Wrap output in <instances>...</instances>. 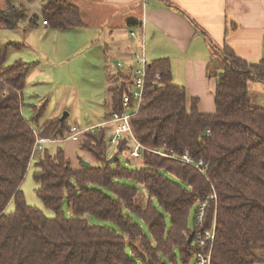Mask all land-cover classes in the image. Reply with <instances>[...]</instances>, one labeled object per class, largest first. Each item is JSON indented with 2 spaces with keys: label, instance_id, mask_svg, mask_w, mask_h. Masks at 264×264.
Masks as SVG:
<instances>
[{
  "label": "trees",
  "instance_id": "1",
  "mask_svg": "<svg viewBox=\"0 0 264 264\" xmlns=\"http://www.w3.org/2000/svg\"><path fill=\"white\" fill-rule=\"evenodd\" d=\"M39 2L46 29L84 26L80 9L66 0ZM24 20L28 28L38 26L36 15L27 18L13 6L0 10L4 29L15 30ZM10 46L0 49V264H164L175 262L176 252L188 264L196 250L187 243L189 212L212 195L206 223L215 214L210 264H264V107L251 106L248 90L252 81L264 83L263 61L248 65L222 50L213 114H200L195 100L187 106L185 89L172 84L168 60L150 62L142 104L130 118L132 134L145 148L140 166L118 164L127 140L109 164L104 126L84 132L78 142L94 163L85 167L82 160L72 168L61 148L32 158L35 137L22 115V90L36 64L2 66ZM132 80L130 72L111 88L112 112L121 109ZM68 131L64 121L53 134L63 139ZM184 154L192 163L202 161L204 174L184 162ZM34 158L36 195L54 218L28 206L20 190ZM127 181L142 187L147 199L139 202L137 188ZM64 201L69 217L61 210ZM12 203L14 210L6 213ZM87 216L115 228L91 225Z\"/></svg>",
  "mask_w": 264,
  "mask_h": 264
},
{
  "label": "crops",
  "instance_id": "2",
  "mask_svg": "<svg viewBox=\"0 0 264 264\" xmlns=\"http://www.w3.org/2000/svg\"><path fill=\"white\" fill-rule=\"evenodd\" d=\"M66 1L80 9L84 23L82 28L50 30L42 22L35 28L19 26L9 31L21 36L6 43L13 50V63L26 61L36 64L22 90V110L25 106L32 107V110L27 111V116L40 141L59 139L54 136L53 130L57 123L64 121L69 131L74 129L84 133L105 126L110 134L113 125L107 122L112 113L110 90L115 85L112 76L121 74L124 69L122 61H125V67L129 66L128 73L133 74L131 57L134 53L143 52L147 64L159 59L168 60L172 84L185 89L187 106L190 107L195 100L200 114L215 112L217 75L222 72L224 48H228L236 58L248 65L264 62V0ZM39 31L37 35L32 34ZM130 32L134 33L133 37L129 35ZM76 35L79 36L70 38ZM140 43L143 44V50L139 48ZM77 59H82L86 65L90 62L105 65L104 73L101 74L105 78L103 112L92 113L90 120L78 126L77 121L68 122L71 116L68 111L71 110L68 106L69 95L77 98L80 91V84L77 83L57 86L53 95H56L60 86L68 92L62 95L51 114L45 116L51 97L47 101L46 96L40 100L41 95H36L37 105H26V99L32 98L27 94V89L34 90L46 83L49 77L47 65L52 64L54 69L67 66L71 71L72 61ZM9 65L11 63L5 67ZM123 80L126 82L128 78ZM248 90L250 97L260 96L264 99V83L252 81L248 84ZM41 109V115H38ZM63 113L68 115L64 121H60ZM35 124L37 127H34ZM63 143L66 144L63 150L65 157L72 168H78L82 160L90 165L94 163L88 153L79 149L78 142L67 140ZM74 148L78 153L75 158L71 155ZM42 154L37 153L36 156Z\"/></svg>",
  "mask_w": 264,
  "mask_h": 264
},
{
  "label": "rangeland",
  "instance_id": "3",
  "mask_svg": "<svg viewBox=\"0 0 264 264\" xmlns=\"http://www.w3.org/2000/svg\"><path fill=\"white\" fill-rule=\"evenodd\" d=\"M9 3V4H8ZM40 2L39 0H0V10L6 9L10 6H13L15 8H19L23 12V14L29 18L32 15L38 16L39 20L38 23H43L42 19L40 18ZM27 25V20H24L19 23V26H26ZM39 32H33V35L39 34ZM75 34V33H74ZM21 34L14 32V31H9L5 29H0V44L4 43L6 44L8 41H13L16 37H20ZM79 35L71 36L70 38H76ZM1 45V47H3ZM11 48H8L6 52V58L5 61L3 62L2 66H5L7 63H13V55L12 52L13 50H10ZM131 60V59H130ZM26 62V61H24ZM147 62V60H146ZM27 63V62H26ZM96 63V64H95ZM85 64L82 62V59H77L72 61V70L69 71L67 66H58V69H54L52 64L47 65V70H48V75L49 77L46 78L45 84H42L40 88H35L32 89H27V94L30 95L32 98L31 99H26V105H37V99L34 97L36 95H41L40 100H42L43 96H46L47 98L45 100H49L51 97V100L49 101L47 105V110L45 112V116L53 111V109L56 107L58 104L60 98L62 95L68 91H66L65 87L60 86V89L58 92H56V95H53L57 89L58 85H72L73 83L80 84V91L78 90L77 93V98H73L72 96L69 95V104L68 106L71 107V110H68L70 112V118L68 119V122L71 121H77L80 125V123H85L86 121L90 120V117L92 116V113L101 111L103 108V97H104V92H103V87L105 86V78L101 76L104 73V67L100 62H95ZM129 63V62H128ZM85 64V66H84ZM124 69L121 71V76L113 75V79L115 80L113 83L115 85H120L124 82L123 79H127L129 75V66L125 67V61H122ZM131 64L134 70H140L142 68L141 65L137 64L135 60H131ZM51 75V76H50ZM43 78V77H42ZM133 81V80H132ZM156 81V79H155ZM37 87V86H35ZM40 89V90H39ZM132 89V84L130 85V90ZM42 91V93H41ZM65 91V92H64ZM41 93V94H40ZM35 94V95H34ZM40 104H42L40 102ZM250 104L253 107H264V99L263 97H250ZM32 110V107L30 106H25L23 108V113H25V117L28 119L27 116V111ZM68 112V113H69ZM103 112V110H102ZM64 114V113H63ZM62 114V115H63ZM44 117V116H43ZM30 119V118H29ZM28 119V120H29ZM42 121V120H41ZM40 121V122H41ZM39 122V123H40ZM34 127H37L35 124ZM39 129V128H38ZM36 130V129H35ZM37 132V131H36ZM110 135V134H109ZM43 148L46 150L44 152H47L49 155H54L56 150L58 148L65 149L66 144L63 142L60 143H53V142H46L43 146ZM118 150V147L107 145V155L109 158H111L114 153ZM71 152L72 157H76L78 154L76 149L74 148ZM43 152V151H42ZM42 152H38L41 153ZM43 152V153H44ZM40 155V154H39ZM36 156V155H35ZM82 157V156H81ZM83 158V157H82ZM34 159L31 164L28 167L25 179L20 186V190L24 195L25 202L28 206L33 207L39 211H41L47 218H54L55 213L52 210L46 209L42 203V201L38 198L36 195V189L38 187L37 183L33 179V173L35 171L34 164H35ZM118 164L122 167H128L130 169H137L140 165L139 163H134L132 162L128 156L126 155L125 152H122L118 155ZM130 186H134L137 188L138 191V201L140 202L141 199L144 201L147 199L146 193L143 190L142 187H140L137 183L133 181H127L126 182ZM14 210V204L8 205L6 208V213H10ZM64 214L69 217L70 212L67 208V203L64 201L61 209ZM195 211H196V206H194L190 212H189V217H188V230L190 232L193 231V224H194V217H195ZM165 215V221H166V226L169 227L170 225V219L169 216ZM87 221L91 225H109L114 227L111 223L107 222H100L94 217L87 216ZM115 228V227H114ZM142 228L144 229L145 232H147L145 226L142 225ZM164 264H183L180 260L178 252H176V261L172 262L168 259H163ZM188 264H195V261L193 258L189 261Z\"/></svg>",
  "mask_w": 264,
  "mask_h": 264
},
{
  "label": "built area",
  "instance_id": "4",
  "mask_svg": "<svg viewBox=\"0 0 264 264\" xmlns=\"http://www.w3.org/2000/svg\"><path fill=\"white\" fill-rule=\"evenodd\" d=\"M146 1L148 0H142V2ZM129 35L133 37L134 33L130 32ZM139 48L143 50L142 43L139 44ZM131 58L132 60H135L137 64L141 65L142 68L140 70H133L132 89L130 90L129 94L125 95L122 98L121 109L119 111L111 113L107 124L113 125V129L111 130V133L107 138V145L118 147L120 143L127 140L128 145L125 148L126 155L132 162L139 163L140 165L142 162L143 154L145 152V148L134 138L130 127V118L135 113H137L144 98L147 62L144 58L143 52L134 53L132 54ZM155 79L156 81H159L160 75L156 74ZM32 131L35 137V142L32 149L33 158V156L38 152H42L44 150L43 146L46 142L38 140L37 132L34 128L32 129ZM82 135V132L71 129L68 132L67 137L63 139L52 140L50 142L60 143L67 140L79 142L82 138ZM170 157L174 158L173 155H171ZM182 160L186 163L192 164L196 169L204 174L206 166L202 163V161L192 163L187 154H184L182 156ZM215 199V195H212L196 204L191 242V244L196 248L193 256L195 264L211 263V248L215 239V214L213 215L211 225L207 226L206 223L208 218L207 212L210 208V203H212V201H215Z\"/></svg>",
  "mask_w": 264,
  "mask_h": 264
},
{
  "label": "water",
  "instance_id": "5",
  "mask_svg": "<svg viewBox=\"0 0 264 264\" xmlns=\"http://www.w3.org/2000/svg\"><path fill=\"white\" fill-rule=\"evenodd\" d=\"M67 113H64L63 115H62V117H61V119H60V121H64V119L67 117ZM116 160H117V154H114L109 160H108V162H109V164H113V163H115L116 162ZM83 163V165L85 166V167H88V166H90V164L88 163V162H82ZM192 242V234L188 237V240H187V243L188 244H190ZM147 264H152L150 261H148V263Z\"/></svg>",
  "mask_w": 264,
  "mask_h": 264
}]
</instances>
